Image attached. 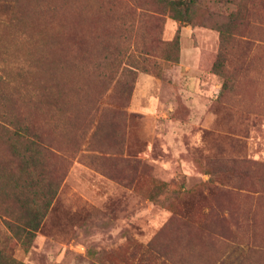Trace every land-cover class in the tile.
Returning <instances> with one entry per match:
<instances>
[{"label": "rangeland", "instance_id": "obj_1", "mask_svg": "<svg viewBox=\"0 0 264 264\" xmlns=\"http://www.w3.org/2000/svg\"><path fill=\"white\" fill-rule=\"evenodd\" d=\"M177 1L0 0V264H264V0Z\"/></svg>", "mask_w": 264, "mask_h": 264}, {"label": "trees", "instance_id": "obj_2", "mask_svg": "<svg viewBox=\"0 0 264 264\" xmlns=\"http://www.w3.org/2000/svg\"><path fill=\"white\" fill-rule=\"evenodd\" d=\"M185 4L187 5V12L191 14L192 9L195 7V0H185V2L177 1L173 2L172 5L176 10L181 11L184 8ZM188 22H191V18Z\"/></svg>", "mask_w": 264, "mask_h": 264}]
</instances>
